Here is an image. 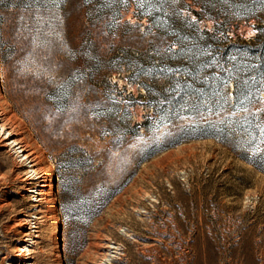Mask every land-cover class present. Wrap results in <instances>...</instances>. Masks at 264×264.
Returning a JSON list of instances; mask_svg holds the SVG:
<instances>
[{"label": "rangeland", "instance_id": "374dc122", "mask_svg": "<svg viewBox=\"0 0 264 264\" xmlns=\"http://www.w3.org/2000/svg\"><path fill=\"white\" fill-rule=\"evenodd\" d=\"M137 2L0 0V117L44 172L0 134V264H264V170L247 156L264 146V94L219 133L143 125L115 60L147 47Z\"/></svg>", "mask_w": 264, "mask_h": 264}, {"label": "trees", "instance_id": "16d2710c", "mask_svg": "<svg viewBox=\"0 0 264 264\" xmlns=\"http://www.w3.org/2000/svg\"><path fill=\"white\" fill-rule=\"evenodd\" d=\"M138 0L134 15L145 18L149 35L142 53L119 50V66L130 71L151 115L168 121L197 119L181 126L206 132L227 130L231 113L260 104L264 94V0ZM212 21L211 27L202 20ZM255 21V34L244 37L241 22ZM228 114V115H226ZM202 116H210L202 121ZM215 116H225L217 120ZM256 128L251 124L249 137ZM248 159L264 170V146Z\"/></svg>", "mask_w": 264, "mask_h": 264}, {"label": "bare ground", "instance_id": "6f19581e", "mask_svg": "<svg viewBox=\"0 0 264 264\" xmlns=\"http://www.w3.org/2000/svg\"><path fill=\"white\" fill-rule=\"evenodd\" d=\"M0 119H1L0 134L3 136V139H7V143L10 145L12 151L16 154L19 160H22V161L24 160L25 162L29 163L30 169L27 171V173L30 176L32 177L34 176L37 178H41L42 176H44L43 169L41 170V168H39L36 165V162H37L36 157L33 155V153L29 149H27L25 143L22 142L23 140L20 137H12V134L14 133V127L7 126L5 117L1 116ZM53 187H54V182L51 179L47 192H51ZM36 190H37V197L39 198V195L43 193V189L37 188ZM54 233H56V231ZM27 239L29 240V238ZM21 250L24 252V255L29 254L31 252L30 243L27 242L21 248Z\"/></svg>", "mask_w": 264, "mask_h": 264}]
</instances>
